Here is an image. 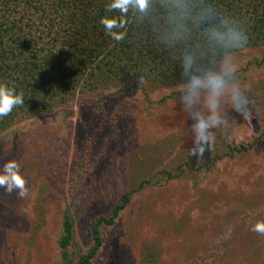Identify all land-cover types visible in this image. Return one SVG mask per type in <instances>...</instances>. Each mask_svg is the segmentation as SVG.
Instances as JSON below:
<instances>
[{"label": "rangeland", "instance_id": "obj_1", "mask_svg": "<svg viewBox=\"0 0 264 264\" xmlns=\"http://www.w3.org/2000/svg\"><path fill=\"white\" fill-rule=\"evenodd\" d=\"M235 60L256 111L227 150L264 130V46L237 51ZM180 91L151 80L123 92L78 91L53 114L4 132L0 170L16 161L26 194L0 188V264L58 263L65 210L75 220V252L86 251L95 221L126 193L131 202L102 229L92 264H264V235L252 231L264 222V137L250 153L196 171L212 163L200 154L215 151L216 139L194 136ZM184 161L194 171L185 167L169 182L157 175Z\"/></svg>", "mask_w": 264, "mask_h": 264}, {"label": "trees", "instance_id": "obj_2", "mask_svg": "<svg viewBox=\"0 0 264 264\" xmlns=\"http://www.w3.org/2000/svg\"><path fill=\"white\" fill-rule=\"evenodd\" d=\"M110 0H0V83L23 93L24 103L0 119V137L17 121L53 114L78 91L115 90L123 92L144 80L165 85H182L179 57L190 51L207 57L208 37L197 26L202 12L216 11L242 23L248 37L244 47L264 46V0H187L189 16L184 20L187 37L175 48L156 43V34L168 30V10L162 0H154L153 15L134 24L128 18L127 36L114 41L105 32L101 19L120 16L108 13ZM219 21H213L218 23ZM243 48V49H244ZM242 50V49H241ZM240 51V50H238ZM264 64V61H262ZM254 64V63H253ZM257 62L256 65H259ZM262 64V65H263ZM242 78V75H240ZM264 137L247 144L217 151L204 150L212 163L200 161L196 171L212 170L224 159L250 153ZM203 159V158H202ZM194 171L187 161L158 173L166 182ZM151 183L140 184V188ZM132 193L123 194L110 216L99 217L92 228V243L86 251L75 252V220L65 210L58 239L60 261L56 264H92L103 246L102 229L113 226L131 202Z\"/></svg>", "mask_w": 264, "mask_h": 264}, {"label": "clouds", "instance_id": "obj_3", "mask_svg": "<svg viewBox=\"0 0 264 264\" xmlns=\"http://www.w3.org/2000/svg\"><path fill=\"white\" fill-rule=\"evenodd\" d=\"M161 6L168 10L171 27L156 34V43L166 50L173 49L188 34L184 23L189 16L188 3L187 0H162ZM153 8L154 0H110L106 11L119 12L120 16H106L101 19V24L106 34L119 42L128 34L129 15L134 24L142 23L152 17ZM196 23L197 26L209 25L204 29L208 37V55L204 57L185 51L179 57L183 79L179 99L183 111L192 121L194 136L198 138L202 133H211L219 151L233 137H245L242 121L256 111L254 99L239 79L235 60V53L247 45L248 37L242 23L216 11L202 12ZM23 103V93L0 83V119L9 116ZM20 173L16 161L6 163L0 170V188L8 192L19 190V195L24 196L25 181ZM252 231L264 235V222L257 223Z\"/></svg>", "mask_w": 264, "mask_h": 264}]
</instances>
